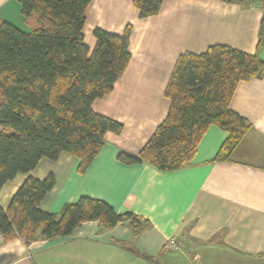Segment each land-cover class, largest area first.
Here are the masks:
<instances>
[{
	"label": "crops",
	"instance_id": "obj_1",
	"mask_svg": "<svg viewBox=\"0 0 264 264\" xmlns=\"http://www.w3.org/2000/svg\"><path fill=\"white\" fill-rule=\"evenodd\" d=\"M20 4L0 0V22L28 32L31 23L10 19ZM264 10L259 4L217 0H163L157 15L141 19L133 0H91L85 11L83 43L91 52L96 29L122 35L131 28L130 61L112 91L92 104V111L122 125L106 133L104 146L84 174L79 160L61 154L42 159L28 174H18L0 189V207L27 177L55 178L39 206L58 215L66 204L90 198L118 214L131 213L143 225L134 234L129 222L103 229L81 224L69 237L38 239L30 244L0 234V264H264V76L239 83L230 110L246 119L250 130L228 162H209L227 138L215 126L207 129L191 163L160 172L147 165H124L118 153L137 156L164 121L169 109L165 89L178 57L225 46L247 55L257 52ZM24 29V30H23ZM264 60V43L259 50ZM3 129L0 127V133ZM182 243L165 252V241Z\"/></svg>",
	"mask_w": 264,
	"mask_h": 264
},
{
	"label": "trees",
	"instance_id": "obj_2",
	"mask_svg": "<svg viewBox=\"0 0 264 264\" xmlns=\"http://www.w3.org/2000/svg\"><path fill=\"white\" fill-rule=\"evenodd\" d=\"M31 23L23 32L0 22V189L18 174H28L40 160L56 161L61 154L79 160L84 174L104 146L106 133L120 134L122 125L95 114L92 104L108 95L129 61L131 28L122 35L96 29L91 52L83 43L85 11L91 0H15ZM259 4L264 0H217ZM163 0H133L139 17L158 14ZM264 43L262 20L257 52L247 55L225 46L202 54L183 53L165 89L169 109L164 121L137 156L118 153L124 165L147 164L160 172L185 168L193 160L207 129L215 126L227 138L209 162H228L250 130L248 121L230 110L239 83L264 76L258 53ZM48 174L27 177L0 207V234L24 244L38 239L69 237L83 223L103 229L129 222L134 234L143 225L131 213L118 214L108 204L82 197L66 204L58 215L39 206L53 189Z\"/></svg>",
	"mask_w": 264,
	"mask_h": 264
},
{
	"label": "built area",
	"instance_id": "obj_3",
	"mask_svg": "<svg viewBox=\"0 0 264 264\" xmlns=\"http://www.w3.org/2000/svg\"><path fill=\"white\" fill-rule=\"evenodd\" d=\"M182 243L175 237L169 238L165 241L162 250L165 252H176L181 250Z\"/></svg>",
	"mask_w": 264,
	"mask_h": 264
},
{
	"label": "rangeland",
	"instance_id": "obj_4",
	"mask_svg": "<svg viewBox=\"0 0 264 264\" xmlns=\"http://www.w3.org/2000/svg\"><path fill=\"white\" fill-rule=\"evenodd\" d=\"M20 11H19V13H18V11H17V16H16V14H15V12H14V10L12 9V8H9L8 9V14L11 16L10 18V20L14 23V24H16V26L18 25V26H20L19 28H23V23L21 22V21H18V17H21V15H20ZM24 30V29H23Z\"/></svg>",
	"mask_w": 264,
	"mask_h": 264
}]
</instances>
